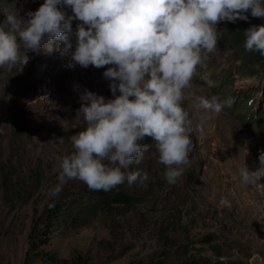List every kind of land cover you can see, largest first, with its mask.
<instances>
[{
    "label": "rangeland",
    "instance_id": "1",
    "mask_svg": "<svg viewBox=\"0 0 264 264\" xmlns=\"http://www.w3.org/2000/svg\"><path fill=\"white\" fill-rule=\"evenodd\" d=\"M44 2L0 0V25L7 28L4 14L13 3L27 20L30 8ZM78 23L73 20L74 31ZM230 25L217 24L216 51L193 80L203 85L206 77L214 86L184 90L193 143L189 163L179 166L182 176L167 182L155 143L145 137L140 143L151 147L124 171L147 173L148 179L121 185L133 204L94 210L85 224L63 228L45 244L39 219L59 183L61 158L75 151L71 137L87 127L77 115L81 94L86 89L113 99L103 73L114 66L70 68L75 40L72 49L56 40L51 50L45 40L42 51L27 52L22 71L19 65L0 67V170L10 178L9 189L0 183V264H198L216 261L215 245L225 263L264 264V178L258 186L240 176L245 165L250 171L259 167L264 151V78L250 74L253 66L243 67L244 53L229 41ZM201 95L233 103L216 114L197 106ZM87 189L78 179L62 184L66 198ZM221 198L231 207L221 205ZM207 236L215 239L212 245L202 242Z\"/></svg>",
    "mask_w": 264,
    "mask_h": 264
},
{
    "label": "clouds",
    "instance_id": "2",
    "mask_svg": "<svg viewBox=\"0 0 264 264\" xmlns=\"http://www.w3.org/2000/svg\"><path fill=\"white\" fill-rule=\"evenodd\" d=\"M20 11L13 3L4 14L7 28L0 25V67L10 71L19 65L22 71L30 59L27 52L39 51L45 40L48 50L56 40L72 49L75 40L70 68L114 66L103 73L113 99L86 89L81 94L77 115L87 127L71 137L75 151L61 158L59 183L50 190L54 201L66 179L105 192L125 182L146 181L147 173L141 177L139 171H124L151 147L140 143L145 137L154 141L159 162L166 166L165 179L175 184L183 174L179 166L189 163L193 143L192 120L182 107L184 90L214 86L206 77L203 85L193 80L197 68L216 51L217 24L247 21L249 12L264 18V0H45L26 13L27 20ZM74 19L82 22L75 31ZM244 35L246 50L264 55V25H252ZM226 75L228 80L231 74ZM196 101L216 114L233 103L216 95L197 96ZM258 159L255 171L246 165L240 170L244 184L261 186L264 151ZM220 204L231 207L225 198Z\"/></svg>",
    "mask_w": 264,
    "mask_h": 264
},
{
    "label": "trees",
    "instance_id": "3",
    "mask_svg": "<svg viewBox=\"0 0 264 264\" xmlns=\"http://www.w3.org/2000/svg\"><path fill=\"white\" fill-rule=\"evenodd\" d=\"M248 20L236 22H231L228 26L229 41L238 50H241L244 55L242 60L243 67L247 70L249 65L253 66L254 69L250 71V74H255L260 80L264 78V55L257 52L256 50L248 51L245 48V35L244 32L252 25H264V18H254L251 16L250 12L247 13ZM263 70V71H262ZM261 82V81H260ZM10 178L6 176L4 169L0 170V183L3 185V190L9 189ZM118 190H113L111 193L103 190H90L87 189L78 195L73 196V198H66L64 190H62L57 198H53L48 202L44 211L39 219V223L43 222L44 229L43 234L46 236L42 244L48 242L47 238L53 233L63 229H75L86 223L88 214L94 213V210H99L105 206H111L113 204H124L132 205L133 197L130 196L124 189H121V185H118ZM54 202V207H49L50 204ZM215 239L212 236H207L202 239V242L208 245H212ZM217 259L216 261L205 260V262H198V264H229L225 263L221 259L220 250L221 248L215 245ZM136 264H159L154 261L150 262H137ZM230 264H240V263H230Z\"/></svg>",
    "mask_w": 264,
    "mask_h": 264
},
{
    "label": "bare ground",
    "instance_id": "4",
    "mask_svg": "<svg viewBox=\"0 0 264 264\" xmlns=\"http://www.w3.org/2000/svg\"><path fill=\"white\" fill-rule=\"evenodd\" d=\"M40 7V6H39ZM38 6H33V7H31L30 8V10H29V12H32V11H34L35 9H38L39 8ZM44 44H46L45 43V41L43 42V44H42V48L40 49L41 51L44 49ZM78 78V77H77ZM41 86V85H40ZM31 131H34V130H31ZM38 133V132H37ZM46 137L47 136H45L44 134H42L41 133V140H43L44 138L46 139ZM43 138V139H42Z\"/></svg>",
    "mask_w": 264,
    "mask_h": 264
}]
</instances>
